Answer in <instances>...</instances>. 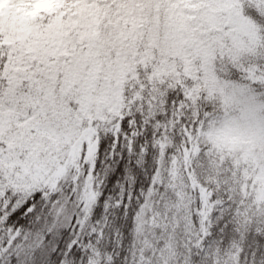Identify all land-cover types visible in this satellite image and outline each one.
Segmentation results:
<instances>
[{
  "label": "snow or ice",
  "instance_id": "snow-or-ice-1",
  "mask_svg": "<svg viewBox=\"0 0 264 264\" xmlns=\"http://www.w3.org/2000/svg\"><path fill=\"white\" fill-rule=\"evenodd\" d=\"M0 264H264V0H0Z\"/></svg>",
  "mask_w": 264,
  "mask_h": 264
}]
</instances>
